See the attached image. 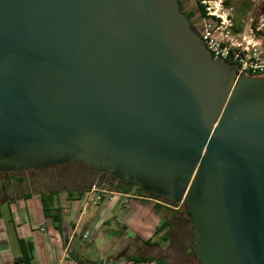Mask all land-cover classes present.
Here are the masks:
<instances>
[{
	"label": "water",
	"instance_id": "95a60500",
	"mask_svg": "<svg viewBox=\"0 0 264 264\" xmlns=\"http://www.w3.org/2000/svg\"><path fill=\"white\" fill-rule=\"evenodd\" d=\"M69 162L183 205L198 264H264V77L177 0H0V173Z\"/></svg>",
	"mask_w": 264,
	"mask_h": 264
},
{
	"label": "crops",
	"instance_id": "0c3cea01",
	"mask_svg": "<svg viewBox=\"0 0 264 264\" xmlns=\"http://www.w3.org/2000/svg\"><path fill=\"white\" fill-rule=\"evenodd\" d=\"M108 194L101 205L87 209L82 197H60L61 230L45 216L40 194L26 192L2 202L0 264H19V240L33 244L32 264H80L75 258L91 264H134L127 252L154 242L161 234L157 230L162 217L157 204L141 194L130 190ZM95 226L94 241L87 244L84 233Z\"/></svg>",
	"mask_w": 264,
	"mask_h": 264
},
{
	"label": "rangeland",
	"instance_id": "374dc122",
	"mask_svg": "<svg viewBox=\"0 0 264 264\" xmlns=\"http://www.w3.org/2000/svg\"><path fill=\"white\" fill-rule=\"evenodd\" d=\"M206 1H209L206 6L211 8V12L220 16L219 22L216 23L215 20H208V17L203 14L207 26L213 25L212 33L215 37L221 38L220 33L223 31L237 42L246 38V40L257 42L259 48L264 52V0ZM195 2L199 4L200 0H191L188 7L194 9ZM222 19L225 20L223 24H221ZM202 26V16H198L193 29L198 34L197 29ZM19 179H22L23 182L19 183ZM113 184L117 185L111 176L94 172L86 165L77 162H69L42 170L0 173V204L9 198L32 192L38 195L54 193L56 195L55 204L58 205L60 197L65 199L66 196L71 199L70 194L76 197L77 193L82 190L85 191L82 198L85 202L84 207L87 209L90 206L101 205L109 192H117L118 190L114 189ZM93 189L96 190L92 192ZM97 189L105 190L106 193L102 194L101 203L93 205L91 200L95 199ZM87 192L90 194L92 192V197L89 194V199L88 196L86 197ZM130 193L141 194L136 188H131ZM141 195L150 198L154 204H160L162 214L169 225L160 232V236L155 238L153 246L145 244L127 253L133 257L144 256L157 261L163 259L166 264H198L197 257L192 251L195 247V238L192 236V226L187 221L188 217L185 214L184 206L178 207L164 200L155 199L147 193ZM111 196L113 197V195ZM134 264L136 263L134 262Z\"/></svg>",
	"mask_w": 264,
	"mask_h": 264
},
{
	"label": "built area",
	"instance_id": "2783aa9c",
	"mask_svg": "<svg viewBox=\"0 0 264 264\" xmlns=\"http://www.w3.org/2000/svg\"><path fill=\"white\" fill-rule=\"evenodd\" d=\"M208 13L211 15V9H208ZM214 14L217 18L216 13ZM206 17L209 16L205 15ZM224 23V19H222ZM203 26L197 29V32L203 42L207 47L211 56L215 60L225 61L235 65L237 70V78L242 76H253V77H264V52L259 48L257 42L246 40L243 38L240 42L234 41L232 37L227 35L225 32H221V38H217L213 35V25L207 26L206 19L202 15ZM216 21V20H215ZM219 21H216L218 23ZM96 189H93L95 191ZM92 192L86 193V197L89 194L92 197ZM100 193V195H99ZM106 193L105 190L97 189V195L95 199L92 198L91 203L93 205H98L103 200V195ZM98 230V226H95L89 231L84 233V240L87 244H91L94 241Z\"/></svg>",
	"mask_w": 264,
	"mask_h": 264
},
{
	"label": "trees",
	"instance_id": "16d2710c",
	"mask_svg": "<svg viewBox=\"0 0 264 264\" xmlns=\"http://www.w3.org/2000/svg\"><path fill=\"white\" fill-rule=\"evenodd\" d=\"M28 171H32V170H28ZM1 173H7V172H1ZM108 175L111 176V179L116 181V179H117L116 177H114L111 174H108ZM18 182L22 183L23 180L19 179ZM113 187H114V189H116L118 191H121V192L129 191V189L127 188L126 185H122V184H119V183L117 185L113 184ZM137 190L140 191L141 194L147 193L149 195H152L155 199L164 200V201H166V202H168L170 204H175L178 207L181 206V204H176L175 202H173L171 200H168L166 198L157 196V195L152 194V193L145 192V191H143L140 188L137 189ZM82 195H83V193L80 192L79 194H77L76 197L81 198ZM69 196H70L71 199L74 198L72 194H70ZM55 197H56V195L54 193L42 194L41 195L45 216L48 217V218H51L53 223H54V225H55V227L58 230H61L62 229V227H61L62 226V209L55 204ZM155 208H156V211L158 213H160V215L162 217V220H163V223L159 226L157 232H162L164 229H166L168 227L169 223L166 220L165 216L162 214V210H161L160 204H157L155 206ZM187 221L190 222V219L187 218ZM192 236L194 237L193 234H192ZM146 244L153 246L155 244V242L148 241V242H146ZM19 245H20V249H21V255H20V257L17 258V263H19V264H32V259H33L32 251H33V248H34L33 244L30 243V242H26L24 240H19ZM192 251H193L194 256L196 257L195 247L193 248ZM75 259L80 264H91V263H86L84 261H81L78 258H75ZM131 260L134 261L137 264H142V263H154V264H157L158 262H160V264H166L163 261V259H160V260L157 261L154 258H149V257H144V256L134 257Z\"/></svg>",
	"mask_w": 264,
	"mask_h": 264
},
{
	"label": "flooded vegetation",
	"instance_id": "af4514ba",
	"mask_svg": "<svg viewBox=\"0 0 264 264\" xmlns=\"http://www.w3.org/2000/svg\"><path fill=\"white\" fill-rule=\"evenodd\" d=\"M177 1L179 3L180 9L182 10V12L186 16V18L189 20L192 28L196 26L197 17L198 16L201 17L203 14L204 15H208L209 19H211V20L219 21L218 18L214 14L211 13V15H210V13H208V9H211V8H208L206 6L207 2H209V1L200 0V2H199L200 6H199V4L197 2H195L194 9L188 7L189 6L188 4L190 3L191 0H177ZM79 164H81V163H79ZM39 170H42V169H39ZM94 172H96V171H94ZM97 173H99V172H97ZM99 174L108 175V173H99ZM116 183L117 184L119 183V184H122V185H126L129 190L131 188L139 189V187L134 186V185H128L126 182L121 181L119 179H116Z\"/></svg>",
	"mask_w": 264,
	"mask_h": 264
}]
</instances>
